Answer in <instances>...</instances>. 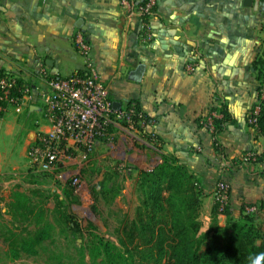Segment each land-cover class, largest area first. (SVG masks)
<instances>
[{
  "label": "crops",
  "instance_id": "1",
  "mask_svg": "<svg viewBox=\"0 0 264 264\" xmlns=\"http://www.w3.org/2000/svg\"><path fill=\"white\" fill-rule=\"evenodd\" d=\"M157 2L150 17L155 37L144 43L143 18L128 19L120 0H0V68L41 93L47 91L42 68L60 77L83 68L73 43L77 31L82 32L109 87L113 109L122 112L130 102L138 103L151 137L116 124L93 152L98 158L121 161L122 156L106 151L110 141H116V147L128 151L129 171L137 176L153 160L160 163L165 154L177 156L202 177L206 195L201 231L206 232L219 177L230 182L235 215L243 202H264V162L247 167L232 163L247 151L264 154V136L247 120L258 99L256 61L264 47V5L261 0L251 5L245 0ZM223 106L230 118L217 135L222 150L217 151L215 138L201 119ZM27 114L31 118L25 123L16 116L0 117V191L17 182L10 174L16 175L23 161L31 167L27 147L39 133L49 131L40 98ZM21 125L25 132L19 135ZM82 157V153L65 157L54 169L62 165L65 172H76L93 166L92 159L88 165ZM219 219L225 223L224 215L218 214Z\"/></svg>",
  "mask_w": 264,
  "mask_h": 264
},
{
  "label": "trees",
  "instance_id": "2",
  "mask_svg": "<svg viewBox=\"0 0 264 264\" xmlns=\"http://www.w3.org/2000/svg\"><path fill=\"white\" fill-rule=\"evenodd\" d=\"M261 2L264 5V0ZM262 53L256 61L259 81L262 78L264 47ZM132 103L136 104L137 114L133 116L136 127L151 139L139 123L143 120L138 116L142 112L139 104L130 102L127 107ZM260 106L254 127L264 136V99ZM212 110L222 113V117L216 120L213 134L217 151H222L217 135L224 129L230 115L224 106ZM3 116L0 112V117ZM144 120L148 123L146 115ZM113 129L114 126L110 125L108 132ZM247 152L232 159L234 166L242 164V167H247L264 162V154L256 151L255 160L245 161ZM31 168L38 170L37 167ZM93 173L92 168H87L82 175L91 177ZM114 175L111 178L104 175L98 185L91 187L97 201L102 198L113 200L120 194L118 175ZM202 181V177L177 156L163 155L162 161L154 168L139 172L136 187L139 204L134 215H125L110 237L94 232L96 227L93 223L83 226L71 212L69 206L75 198L72 181L60 184L62 193L54 194L53 209L45 207L43 202H31L25 193L12 192L5 206L6 213L12 217L9 232L13 247L4 255L9 261L26 255L42 264H264V222L260 220V215H264V202H243L239 215H235L231 199L221 212L216 201L209 229L202 232L201 208L206 195ZM252 205L257 210L247 211L246 206ZM51 211L58 212L60 218L49 220L47 213ZM218 214L225 216L224 224L218 222ZM85 232L87 240L84 239ZM60 233H65L63 239H60ZM59 242L71 245V249L59 248Z\"/></svg>",
  "mask_w": 264,
  "mask_h": 264
},
{
  "label": "built area",
  "instance_id": "3",
  "mask_svg": "<svg viewBox=\"0 0 264 264\" xmlns=\"http://www.w3.org/2000/svg\"><path fill=\"white\" fill-rule=\"evenodd\" d=\"M125 8L128 19L135 15L143 18L141 26V39L144 43L154 40L150 17L154 15L157 0H120ZM74 44L82 56L84 66L80 71L67 77H60L41 69V76L47 83L48 89L37 91L32 84L20 81L21 78L7 70L0 68V112L5 115L14 113L24 115L30 111L40 98L42 115L49 126L47 133H39L37 140L27 150V159L31 167L49 171L65 157L78 153L92 152L98 141L108 139L110 125L120 124L128 130L138 129L133 116L136 104L132 103L122 112L113 109L110 99L109 87L95 64L93 48L82 32H77ZM263 49L261 50V56ZM264 59V58H263ZM193 69V65L189 66ZM257 103L248 115V123L256 125L264 99V63L262 65V78L259 81ZM140 125L146 128L145 114L138 113ZM222 117L218 110L209 112L202 117V125L213 135L216 129V120ZM140 130V129H139ZM142 131V130H141ZM214 137V135H213ZM256 153L249 151L244 155L245 161L255 160ZM2 168L0 165V174ZM230 182L222 177L216 183L214 193L215 202L219 203V211H223L230 201ZM249 212L256 211L255 205L246 206Z\"/></svg>",
  "mask_w": 264,
  "mask_h": 264
},
{
  "label": "rangeland",
  "instance_id": "4",
  "mask_svg": "<svg viewBox=\"0 0 264 264\" xmlns=\"http://www.w3.org/2000/svg\"><path fill=\"white\" fill-rule=\"evenodd\" d=\"M6 116H16L22 120V123H25V121L27 122V120L31 118V116H28V114L20 116L15 115L14 113H9L5 115V117ZM24 127L25 126L23 125L20 126L18 130L19 135H22V133L24 134ZM111 142L113 144L108 145L106 150L109 152V155H119L124 159L121 161H112L111 158L107 159L106 157L101 156L98 158L96 155L98 152L95 153L93 151V153L90 152L88 154H83L85 157L84 159L82 157V163L86 161V163L89 165V162L94 161L93 166L90 164L89 167V169L92 168L94 170V173L91 175V177L88 175L86 177L81 175L84 168H81L76 172H65L64 167L60 165V168L58 169L41 171L38 168V170H36L31 167L29 168V166L23 165L25 164L24 161L16 170V175L10 174L12 175L10 179L16 177L17 182H12L11 185L7 187V189L0 191V222L5 221L4 223H0V264H42L36 258L26 255H22L21 257L12 261L7 260L4 255V253L7 252L9 248L13 247V245L10 244L11 236L9 232V229H12V225L9 223L12 221V217L6 213L5 206L6 202L10 200V194L12 192L25 193L31 202H43L45 207L53 209L55 207V201L53 198L54 194L62 193L60 184L64 185L68 181H72V185L75 187V198L72 200L73 202L69 206L71 212L76 215L77 219L82 223L83 226L93 223L96 227V229L93 231L96 233L106 234V237H110L114 232H116V229L119 227L120 222L125 217V215H129L130 217L134 215L135 208L139 204V197L136 192L138 176L137 174L133 173V171H129L128 164L131 162L128 159V151L125 148L116 147V141H110V143ZM31 144H29V146ZM29 146L27 147V150ZM27 150L25 152L26 155ZM102 151L99 155L104 153ZM105 161L112 163V167L107 166ZM135 161L139 163L137 158H135ZM155 164H158V159L153 160L152 163L149 164L150 166L147 167V170L154 168L153 166ZM68 166L71 165L68 164ZM29 172L32 173L30 174ZM114 174L118 175V183L121 186L120 194L113 200L107 201L102 198L97 201L93 196L91 187L98 185L99 182L103 180L104 175H108V177L111 178V176H115ZM47 216L49 217V220L53 219L54 221L60 218L59 213L55 211L48 212ZM260 220L264 222V215H260ZM219 221L220 219L218 222ZM19 230L20 229H13V231ZM56 230L59 232L58 227ZM60 234V239H63L65 237V233ZM87 238L88 234L85 232L84 239L87 240ZM112 239H115V237H112ZM80 241L81 239L79 238V242ZM18 247L20 248V246ZM58 247L63 249L65 248V250L71 249V245L63 244L62 242L58 243Z\"/></svg>",
  "mask_w": 264,
  "mask_h": 264
},
{
  "label": "water",
  "instance_id": "5",
  "mask_svg": "<svg viewBox=\"0 0 264 264\" xmlns=\"http://www.w3.org/2000/svg\"><path fill=\"white\" fill-rule=\"evenodd\" d=\"M245 2H247L249 5H251L253 3V0H245ZM256 3L258 4V2L256 1ZM79 26V25H78Z\"/></svg>",
  "mask_w": 264,
  "mask_h": 264
}]
</instances>
